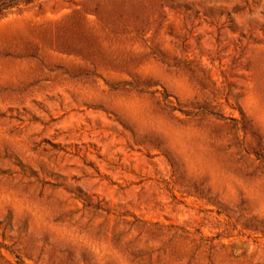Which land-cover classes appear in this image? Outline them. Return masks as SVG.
Wrapping results in <instances>:
<instances>
[{"label":"rangeland","instance_id":"1","mask_svg":"<svg viewBox=\"0 0 264 264\" xmlns=\"http://www.w3.org/2000/svg\"><path fill=\"white\" fill-rule=\"evenodd\" d=\"M0 264H264V0H0Z\"/></svg>","mask_w":264,"mask_h":264}]
</instances>
